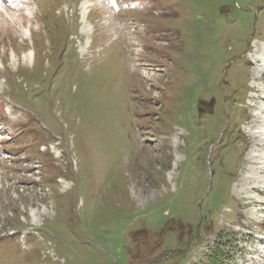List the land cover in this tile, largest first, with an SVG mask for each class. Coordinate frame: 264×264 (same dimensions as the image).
Returning <instances> with one entry per match:
<instances>
[{
    "label": "rangeland",
    "instance_id": "374dc122",
    "mask_svg": "<svg viewBox=\"0 0 264 264\" xmlns=\"http://www.w3.org/2000/svg\"><path fill=\"white\" fill-rule=\"evenodd\" d=\"M259 1L0 5V264H264Z\"/></svg>",
    "mask_w": 264,
    "mask_h": 264
},
{
    "label": "trees",
    "instance_id": "16d2710c",
    "mask_svg": "<svg viewBox=\"0 0 264 264\" xmlns=\"http://www.w3.org/2000/svg\"><path fill=\"white\" fill-rule=\"evenodd\" d=\"M259 2L261 3L260 8L263 9L262 6L264 5V0H260ZM263 18H264V12L262 13V19ZM225 246H226V243H223L220 245L215 244V247L205 256L206 264H225L223 261L226 260V256L221 248Z\"/></svg>",
    "mask_w": 264,
    "mask_h": 264
},
{
    "label": "bare ground",
    "instance_id": "6f19581e",
    "mask_svg": "<svg viewBox=\"0 0 264 264\" xmlns=\"http://www.w3.org/2000/svg\"><path fill=\"white\" fill-rule=\"evenodd\" d=\"M81 7H82V9H84V12H85V9H87L88 5L83 4ZM84 12H83V13H84ZM136 49H137V47H136ZM259 170H260V169H259ZM263 193H264V192H263Z\"/></svg>",
    "mask_w": 264,
    "mask_h": 264
},
{
    "label": "snow or ice",
    "instance_id": "6c2138e0",
    "mask_svg": "<svg viewBox=\"0 0 264 264\" xmlns=\"http://www.w3.org/2000/svg\"><path fill=\"white\" fill-rule=\"evenodd\" d=\"M113 5L115 4V0H112Z\"/></svg>",
    "mask_w": 264,
    "mask_h": 264
}]
</instances>
